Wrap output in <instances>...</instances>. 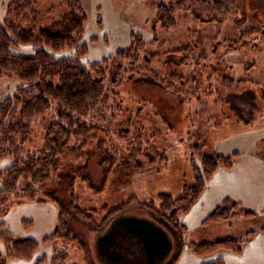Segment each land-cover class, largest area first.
<instances>
[{"label": "rangeland", "instance_id": "374dc122", "mask_svg": "<svg viewBox=\"0 0 264 264\" xmlns=\"http://www.w3.org/2000/svg\"><path fill=\"white\" fill-rule=\"evenodd\" d=\"M14 1L0 0V25H3L8 4ZM159 1L81 0L87 15L83 40L88 45V52L81 61L91 64L113 56L130 45L133 32L141 34L147 42L158 37V50L192 44L195 59L182 70L185 73L188 69L202 72L208 84L209 78L215 84L217 93L210 97L192 98L185 103L183 95L162 89L144 75L123 78L122 88L135 94L128 105L137 110L140 105L144 106L141 111L144 117L140 120L145 119L142 129L153 134L150 139H156L168 160L151 170H130L122 175L115 173L110 184L108 181L101 191L94 192L93 189L102 186L107 168L97 155V158L89 159L85 171L90 183L80 191V204L88 207L107 201L108 206L116 203H124L125 206L107 220L100 231L92 227L95 220L101 221L105 209L88 220L85 217L71 218V228L80 240L73 248H67V264H203L217 260L225 264H264V160L261 157L264 154V101L260 97L264 94L258 92L261 87L264 89V0H235L240 6L237 18L214 22H195L187 18L177 28L166 32L161 28L153 30L152 26ZM57 4V0H40L38 9L50 21L54 13L63 9L56 6L53 13L49 12L51 6ZM47 11L49 15L44 14ZM250 26H256L258 31L241 38L243 29ZM240 39L241 43H236ZM227 40L234 41V46L230 48ZM46 50L55 59L76 56L75 47ZM34 51L30 44L11 48L12 53L19 55ZM160 60H165L163 55ZM153 67L165 73L163 64ZM229 69L233 71L235 80H243V85L223 87L222 74ZM23 85L16 76L2 77L0 102L15 95L18 87ZM109 94L112 96L110 106H116L113 92ZM140 96L151 103L143 104L138 99ZM152 104L159 114L155 113ZM53 108L54 111L40 122L42 127L58 120L55 105ZM120 118L125 119L124 113ZM42 127H34L31 138L36 142H41V136L46 132ZM194 146H200L204 154L231 155L233 166L218 168L195 204L178 213L180 228H176L169 226L156 210L147 206V202L155 203V208H158L159 193L176 197L186 186L194 183L191 160L202 166ZM12 163L11 156H0V171ZM233 203H240L245 211L252 210L254 215L250 217L242 212L225 222L205 221L218 207H230ZM57 214L51 203L27 202L14 205L3 218L16 234L42 241L56 228ZM23 219L31 220L33 224L27 227L23 225ZM164 233L171 246L168 255L163 257L162 251L150 249L152 244L161 245L159 236H164ZM153 234L159 238H154ZM253 234L251 240H245ZM104 236L106 241L98 247L99 239ZM229 237L243 240L241 252L218 248L200 254L190 248ZM81 243L86 246V251L80 247ZM56 247L60 248V243L41 242L32 259H14L7 264H34L42 256L47 257L45 264H50L58 252ZM104 249H109V253H104ZM85 258L89 262H85Z\"/></svg>", "mask_w": 264, "mask_h": 264}, {"label": "trees", "instance_id": "16d2710c", "mask_svg": "<svg viewBox=\"0 0 264 264\" xmlns=\"http://www.w3.org/2000/svg\"><path fill=\"white\" fill-rule=\"evenodd\" d=\"M57 2L49 12L53 13L56 6L63 9L54 13L50 21L38 9L40 0L11 2L3 25H0V79L4 76H16L24 83L18 87L15 95L0 102V156L13 158V163L0 171V264H7V261L14 259H32L41 242L60 243L61 247H56L58 252L52 257L50 264H67V248H73L80 240L71 228V218L85 217L88 220L105 209L101 221L95 220L92 227L95 231L97 228L100 231L107 220L123 209L124 203L108 206L107 201L88 207L80 204V191L90 183L85 166L93 156L102 159L103 166L107 168L102 186L93 189L94 192L101 191L108 181L110 184L115 173L120 172L119 175H122L130 170H151L167 163L166 154L157 145L156 139H150L153 134L142 129L145 119L140 120L144 117L141 113L144 106L140 105L137 110L128 105V102L131 103V96L135 94L122 88L124 77L144 75L162 89L183 95L185 103L193 100L192 98L210 97L217 93L215 84H212L210 78L208 84L207 77H203L202 72L188 69L185 73L182 70L195 59L192 44L158 50V37L147 42L141 34L133 32L128 47L103 60L84 64L81 57L88 52V45L83 40L87 15L82 2ZM44 14L49 15L48 11ZM239 16L240 6L235 0H160L152 26L153 30L161 28L166 32L177 28L187 18L195 22H214ZM257 31L256 26L247 27L243 29L241 38ZM236 43H241V39ZM20 44L32 45L34 53H12L11 48ZM228 45L233 47L234 41H229ZM40 46L56 50L75 47L76 56L55 59L46 48ZM161 55L165 60H160ZM160 63L166 66L165 73H160L158 68L153 67ZM232 73L230 70L222 74L225 81L223 87L243 85V80H235ZM261 88L258 91L260 95L264 94V89ZM110 91L114 94L116 100L113 102L116 106H110ZM260 97L264 101V95ZM138 99L143 104L151 103L142 96ZM53 105L58 120L42 127L40 122L54 111ZM152 106L155 113L159 114L158 109L153 104ZM123 113L125 119L120 118ZM148 126L149 123L146 127ZM34 127H42L43 131L46 128L41 142L31 138ZM193 148L202 164L200 167L191 160L194 183L186 186L176 197L159 193L158 208H155V203L147 202V206L156 210L169 226L176 228H180L177 224L178 213L195 204L218 168L233 166L231 155L213 156L202 153L200 146ZM261 157L264 160V154ZM27 202L51 203L56 207L57 226L42 241L20 236L4 222L3 217L14 205ZM244 208L240 203H233L225 208L218 207L205 221L210 223L227 220L242 212L250 217L254 215L252 210L245 211ZM22 223L28 227L33 221L23 219ZM152 236L155 238L156 235ZM253 236L254 234L249 235L245 240L249 241ZM159 237L161 245L152 244L150 250L162 251L164 257L168 255L171 243L167 234ZM104 241L105 236L99 239L97 246L102 247ZM242 241L229 237L190 248L200 254L218 248L239 253ZM81 246L83 250H87L83 243ZM104 250V253H109V249ZM46 261L47 257L42 256L34 264H45ZM203 264L225 263L217 260Z\"/></svg>", "mask_w": 264, "mask_h": 264}, {"label": "crops", "instance_id": "0c3cea01", "mask_svg": "<svg viewBox=\"0 0 264 264\" xmlns=\"http://www.w3.org/2000/svg\"><path fill=\"white\" fill-rule=\"evenodd\" d=\"M262 159V158H261ZM218 222H225L224 220L218 221Z\"/></svg>", "mask_w": 264, "mask_h": 264}]
</instances>
